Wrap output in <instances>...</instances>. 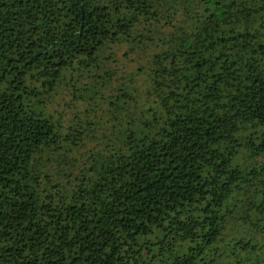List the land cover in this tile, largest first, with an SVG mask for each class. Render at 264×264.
<instances>
[{
	"label": "trees",
	"instance_id": "1",
	"mask_svg": "<svg viewBox=\"0 0 264 264\" xmlns=\"http://www.w3.org/2000/svg\"><path fill=\"white\" fill-rule=\"evenodd\" d=\"M0 264H264V0H0Z\"/></svg>",
	"mask_w": 264,
	"mask_h": 264
},
{
	"label": "rangeland",
	"instance_id": "2",
	"mask_svg": "<svg viewBox=\"0 0 264 264\" xmlns=\"http://www.w3.org/2000/svg\"><path fill=\"white\" fill-rule=\"evenodd\" d=\"M70 98H71L70 94H67V95L65 93L60 94L57 98V101H58L57 108H59V109L66 108V104H67V102L70 101ZM100 104H101V102H100ZM75 108L83 109L84 107L77 104Z\"/></svg>",
	"mask_w": 264,
	"mask_h": 264
}]
</instances>
